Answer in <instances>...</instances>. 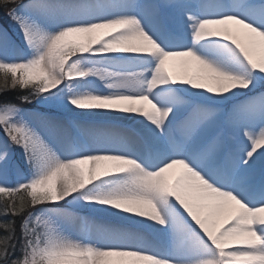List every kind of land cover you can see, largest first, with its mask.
<instances>
[{
	"label": "snow or ice",
	"instance_id": "6c2138e0",
	"mask_svg": "<svg viewBox=\"0 0 264 264\" xmlns=\"http://www.w3.org/2000/svg\"><path fill=\"white\" fill-rule=\"evenodd\" d=\"M3 9L0 264H264V0Z\"/></svg>",
	"mask_w": 264,
	"mask_h": 264
},
{
	"label": "rangeland",
	"instance_id": "374dc122",
	"mask_svg": "<svg viewBox=\"0 0 264 264\" xmlns=\"http://www.w3.org/2000/svg\"><path fill=\"white\" fill-rule=\"evenodd\" d=\"M8 22L10 24L9 20H8ZM169 67H170V70L175 71V72H179L182 70L178 61H170ZM2 135H3V133H2V131H0V136H2ZM18 155H19V150H17V156ZM15 180H16V178L14 176L8 178L9 183H15Z\"/></svg>",
	"mask_w": 264,
	"mask_h": 264
},
{
	"label": "trees",
	"instance_id": "16d2710c",
	"mask_svg": "<svg viewBox=\"0 0 264 264\" xmlns=\"http://www.w3.org/2000/svg\"><path fill=\"white\" fill-rule=\"evenodd\" d=\"M6 11H7L6 9L0 10V22H2L5 27L9 25L8 18L5 15ZM9 95L15 96L16 93H9ZM6 218L10 219L11 217H6ZM17 224H19V218H17Z\"/></svg>",
	"mask_w": 264,
	"mask_h": 264
}]
</instances>
